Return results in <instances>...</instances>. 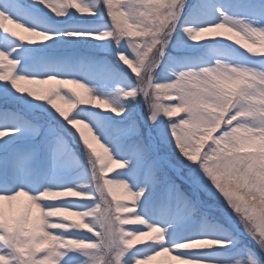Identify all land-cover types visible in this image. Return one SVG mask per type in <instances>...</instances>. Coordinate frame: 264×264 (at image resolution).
I'll return each instance as SVG.
<instances>
[{
	"label": "snow or ice",
	"instance_id": "6c2138e0",
	"mask_svg": "<svg viewBox=\"0 0 264 264\" xmlns=\"http://www.w3.org/2000/svg\"><path fill=\"white\" fill-rule=\"evenodd\" d=\"M0 264H264V0H0Z\"/></svg>",
	"mask_w": 264,
	"mask_h": 264
},
{
	"label": "rangeland",
	"instance_id": "374dc122",
	"mask_svg": "<svg viewBox=\"0 0 264 264\" xmlns=\"http://www.w3.org/2000/svg\"><path fill=\"white\" fill-rule=\"evenodd\" d=\"M127 70V69H126ZM128 71V74L131 76V78L133 79V80H135V77L134 76H132V74H131V72H130V70H127ZM147 111V108L146 107H144L143 105H141V106H138V112H146ZM180 115H182V114H180ZM173 119H179V116H177V117H173ZM116 171H119L118 169L116 170ZM114 173H109V175H113ZM177 183H179V181H177ZM71 199H79V198H71ZM234 219H235V217H234ZM129 227H135V226H129ZM81 233H83V234H85V235H91L90 233H87L85 230H79ZM248 243H251L250 241H248Z\"/></svg>",
	"mask_w": 264,
	"mask_h": 264
}]
</instances>
